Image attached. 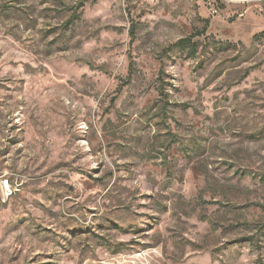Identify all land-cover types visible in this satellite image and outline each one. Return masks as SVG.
<instances>
[{
  "label": "rangeland",
  "instance_id": "1",
  "mask_svg": "<svg viewBox=\"0 0 264 264\" xmlns=\"http://www.w3.org/2000/svg\"><path fill=\"white\" fill-rule=\"evenodd\" d=\"M263 32L264 0H0V264H264Z\"/></svg>",
  "mask_w": 264,
  "mask_h": 264
},
{
  "label": "trees",
  "instance_id": "2",
  "mask_svg": "<svg viewBox=\"0 0 264 264\" xmlns=\"http://www.w3.org/2000/svg\"><path fill=\"white\" fill-rule=\"evenodd\" d=\"M206 30H207V25L205 26L203 31H201V33H198L196 35L193 34V35H190V36H188L186 38H183V39L179 40L176 46L179 49H182V50L189 49L190 52L195 56L197 54V52H198V44L196 42H194V38L197 35L201 36V35L205 34ZM260 36H264V32L261 33Z\"/></svg>",
  "mask_w": 264,
  "mask_h": 264
}]
</instances>
